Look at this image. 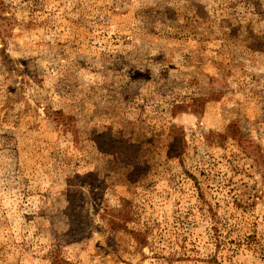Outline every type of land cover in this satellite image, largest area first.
I'll return each mask as SVG.
<instances>
[{"label": "rangeland", "instance_id": "1", "mask_svg": "<svg viewBox=\"0 0 264 264\" xmlns=\"http://www.w3.org/2000/svg\"><path fill=\"white\" fill-rule=\"evenodd\" d=\"M0 264H264V0H0Z\"/></svg>", "mask_w": 264, "mask_h": 264}]
</instances>
